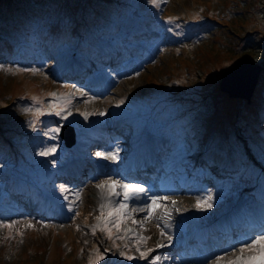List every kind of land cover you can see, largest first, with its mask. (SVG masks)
<instances>
[{
    "label": "rangeland",
    "instance_id": "374dc122",
    "mask_svg": "<svg viewBox=\"0 0 264 264\" xmlns=\"http://www.w3.org/2000/svg\"><path fill=\"white\" fill-rule=\"evenodd\" d=\"M124 1L127 4L130 2ZM134 1L136 0H132ZM27 2L28 0H0V19L11 16L10 9L14 14L18 13L19 5ZM32 2L43 6L45 11L55 17L52 19L49 16L51 21L47 24L58 21L61 25L65 19L64 24L71 26L93 14L98 5L102 4L101 0ZM142 2L146 10L144 18L149 20V26L153 28L145 32L143 40L130 42L126 48L122 47L128 55L122 54L115 62H108L107 66L105 63H93V69L87 77L91 79L94 73L104 74L103 80L95 82L96 86L90 85V80L85 81L84 78L75 80V83L74 79L61 76L67 72L64 68L67 64H76L79 71L83 64L86 65V61L83 63L76 56L69 58L63 65L60 60L53 62L52 58H49L43 62L41 57L37 59L36 56L31 63L23 65L20 61L9 60L7 55L0 58V135L5 138H19L23 143L40 132L43 141V145L29 147L20 158L18 149H13L11 153H0V184L6 180L9 170L21 173L25 180H39L36 166L43 158L47 159V162H52L53 159H63V164L70 162L76 146H84L81 134L96 130V123L104 125L116 122L118 118H125L134 110L139 111L146 99L153 106V110L149 114L152 121H146L144 124L149 125V131L159 133L151 137L154 139V136H158L154 139L156 144H166L174 139L175 150L182 151L193 145L194 151H202L200 147L205 142L203 140L201 143L202 138L220 141L229 147H239L247 140V131H251V128L249 126L250 129H247L249 123L246 121L254 122L255 113L259 110L257 106L261 99L264 101V92L260 91L261 87L264 88L261 85L264 82V74L261 75L264 71V61L260 66L256 64L258 60L254 61L255 56H264V0H167L166 3L157 0L156 5L150 0H141L140 5ZM109 13L110 16L114 15ZM115 14L119 16L118 10ZM68 17L73 20H66ZM180 19L203 22L205 28L200 25L201 28L197 26L191 30L189 24L184 28L183 24L178 23ZM169 20L172 22L169 23ZM175 23H178L177 27ZM61 29L66 37L77 32ZM2 31H5V27L0 20V32ZM96 35V29L92 28L78 41L84 42ZM107 46L114 56L118 49L111 44ZM131 47H136L137 50L130 51ZM0 48L8 53V50H15V47L8 43L0 45ZM61 55L62 51H59L58 56L62 57ZM255 66L258 68L255 84L251 92H248V87L250 88L249 85L254 79L252 69ZM100 67L104 68L98 73L96 69ZM9 69L12 71H8ZM231 73L233 76L229 75L227 83L224 84L226 76ZM48 86L49 91H44L43 88ZM33 97L36 98L35 101ZM121 99L124 103L120 104L122 108L117 113L112 105L119 104ZM51 105L62 106L65 111L61 116L50 115L48 113L53 111ZM125 105L138 108L123 109ZM37 108L42 109L45 114L35 115ZM262 109L264 111V108ZM67 111H71V115L63 119ZM99 112H104L105 115L95 114ZM81 113H88L87 119ZM77 116L89 124H77ZM173 120L178 121L180 129L169 132ZM44 121H47V124H43ZM59 123L72 125L76 132V141L69 148L58 141L60 131L52 132V129L59 127ZM259 126L258 135L261 132V122ZM12 130L25 134L14 135ZM139 132V129L130 131L129 139L132 140L134 135V140L137 141L140 136L145 135L144 132ZM161 134H165V137ZM258 137L263 141L261 144L245 149L248 153L252 152L256 158H260V153L264 157V136ZM128 141L125 140L123 145ZM3 144L9 145L8 138ZM52 146L56 147V152L40 160L39 153ZM217 147H220V143H212L208 157L218 153L213 152ZM12 154L16 155V158H13ZM91 154L95 156L94 152ZM95 160L100 161L101 157L96 156ZM7 161L11 165H8ZM101 182L92 185L85 194L79 195H72L67 185H58L57 193L49 186L41 187L40 190L33 188L32 197L42 199L41 208L49 214L59 216L61 219L58 221L51 220L53 217L30 215L31 210H25L24 206L18 213L16 208H12L18 204L14 203V200H7L5 206H0V213L5 214L2 217L0 214V264H89V255L92 254L94 258L97 246L102 252L105 248L109 249L106 254L107 264H146L145 261H128L120 256V251L138 257L137 246L143 251L156 249L155 244L159 242L157 236L160 234L152 231L155 227L152 219H145L144 215L135 213L132 208L127 209L131 213L125 209L121 227L117 230L113 226L118 218L114 204L117 200H123L120 197H111L107 187L101 190L107 192L109 199H105L106 194L94 197L91 190L100 189L97 185ZM247 182L251 188L259 183L256 176ZM41 184L43 185V181H39L37 185ZM62 186L66 191H61ZM3 191L0 188V193ZM258 193L255 190V194ZM101 204L104 205L105 214L113 212L106 221L96 219L100 215ZM28 205L29 203L25 204L26 207ZM30 205L35 208L33 203ZM42 211L40 209V212ZM105 224L111 230V239L108 238V233L100 230ZM93 227L97 229L95 235L92 234ZM113 244L118 247L114 248ZM159 249L152 255H159ZM164 257L168 259L170 256L167 254ZM232 258L229 255L225 256L223 261L217 262L214 259L207 264H227ZM164 260L166 259H162L159 264H163ZM99 264L105 262L100 261Z\"/></svg>",
    "mask_w": 264,
    "mask_h": 264
},
{
    "label": "trees",
    "instance_id": "16d2710c",
    "mask_svg": "<svg viewBox=\"0 0 264 264\" xmlns=\"http://www.w3.org/2000/svg\"><path fill=\"white\" fill-rule=\"evenodd\" d=\"M32 1L33 0H28L27 3L19 5L18 13L14 14V11L10 9L9 13L11 14V16L0 19L1 23H3V26L5 27V31L0 32V45H6L8 43L9 45L15 47V50L11 51L12 55H14L13 57L23 59L27 61V63H30L31 60H34V56H37V59L38 57H41L44 61L49 58H52L53 60L58 59V51H64L65 53L70 52L73 49L72 44H74L76 40L83 38L86 32H90L92 28H95L97 33L102 32L105 29L107 30L109 22L115 17V12H117V10L118 12L122 11V13L126 12L123 7V4L126 3L124 0H109L105 2L104 0H101L100 3L102 4L98 5L93 14L86 18L78 20L79 23H77L75 26L64 24L65 19L62 17L60 18L64 20H62L63 24L61 25L58 21L47 24L48 21H51V19L49 18L52 17V19H55V17H53L48 11H45L46 8H44L43 6H37ZM129 1V4H126L129 5L130 8L137 9L140 6H143V2L140 5L141 0H136L134 2H132V0ZM109 4H111V6H109ZM109 12L113 13L114 17H111L109 15ZM16 14L17 16H15ZM66 20L73 19L68 17L66 18ZM92 24L96 25L93 26ZM80 27H82L81 31ZM61 28L67 30H77V32L69 37H66L64 31ZM77 48L80 52L88 56L93 52V50H96L97 46L95 47L94 43L86 41L78 42ZM2 56L3 55L0 54V57ZM254 58H256L254 61L258 60V62L256 63L257 65L261 64V62L264 61V56L258 55ZM263 74L264 71L261 75ZM261 85L264 86V82ZM260 91L264 92V88L261 87ZM13 131L14 135L22 136L25 134V132H16L15 130H12V132ZM7 138L9 145L7 144V146H5L3 144V141H5V139ZM20 140L21 139L13 136L5 138L0 135V153H11L13 152V149H18V155L23 156V152L27 150L25 143L26 140H24L23 143H21ZM28 141L31 142V145L35 144L36 137H32ZM11 156H13V158L16 157V155L14 156V154H12ZM14 176L15 177L13 181L9 180L6 182L5 180V182L9 185H12L13 182L16 181V179L18 180V178L21 177L20 174ZM10 188L13 187L11 186ZM17 188L20 190L19 187ZM21 189L27 190L22 186Z\"/></svg>",
    "mask_w": 264,
    "mask_h": 264
},
{
    "label": "snow or ice",
    "instance_id": "6c2138e0",
    "mask_svg": "<svg viewBox=\"0 0 264 264\" xmlns=\"http://www.w3.org/2000/svg\"><path fill=\"white\" fill-rule=\"evenodd\" d=\"M150 2L154 5L157 4V0H150ZM163 2H167V0H163ZM172 21L169 20V23ZM172 29H169L171 31ZM25 71H38L37 69H24ZM8 71H12L9 69ZM138 75V73H137ZM84 95H87V93H83ZM55 95V94H52ZM33 100L35 101L36 98L33 97ZM124 100L121 99L119 101V104H123ZM53 111L49 112L48 114L50 115H56V116H61L62 112L65 111V109L62 106H57V105H51L50 106ZM25 111H32V109H25ZM45 114L42 109L37 108L35 110V115H43ZM98 115H105L104 112H99L95 113ZM71 115V111H67L65 115H63V119H67L68 116ZM81 115H84L85 118L87 119L88 113H81ZM60 129L59 127L52 129L53 133L59 132ZM55 138V137H53ZM56 152V147L52 146L48 148L45 151L40 152L39 154L41 156H48L52 155ZM97 157H102L105 159H112L115 160L118 158V153H113V152H97L96 153ZM55 163V159L52 161ZM108 188L111 195L114 197H120L122 195L123 197V202L117 200L114 204V210L117 215V219L114 222V227L119 230L121 227V221L124 218V210L129 207L128 201L137 199V198H146L147 203L143 204L142 206L139 207V211L145 212V219L152 218L155 216L157 213V210L163 209V216L168 217L170 216V212L167 209V205L163 203V201H166L169 199L168 196H159L156 194H151L149 195L148 189L141 184V183H136V182H127L123 180H118V179H113L109 177L107 180L102 181L100 184L97 185V188L104 189ZM61 191H66V189L62 186ZM77 195H79L77 193ZM213 200V197L211 194H208L204 197H197L196 199V204L194 205L197 209H206V208H211L212 203L211 201ZM173 204H175V201H172ZM137 209H133L135 211ZM76 215H79V213H75ZM113 215V212H108L105 214L104 212V205H100V215L97 216L98 221H106L107 217H111ZM136 222V221H134ZM170 225L165 224L163 228H161V235L164 236L166 235L165 229L169 227ZM157 227H160V224L157 223ZM79 230V229H78ZM96 228H92V234H96ZM102 232L108 233V238L111 239V230L107 227V224H105V227L100 229ZM167 239L169 241L172 240V237L170 235L167 236ZM239 247L237 246H232L230 249L224 250L221 252V254L217 255L214 259L217 262L223 261L225 256L231 255L233 258L227 261V264H264V230L255 233L252 237H249L248 239L240 240L238 241ZM166 245L164 244H157V248H162L165 247ZM113 247L116 248L118 247L117 245L113 244ZM83 251V250H81ZM136 251L139 253L138 257H134L131 255H126L125 251L121 250L120 251V256L124 257L128 261L132 260H139V261H145L146 264H159V262L162 259H167L166 257H161L160 255H152L156 251V249H148L147 251H143L137 246ZM109 252V249L105 248L103 252L100 250V247L97 246L94 251V258L93 255H89V264H99L100 261H104L105 264H107V259H106V254ZM246 253H251L247 254Z\"/></svg>",
    "mask_w": 264,
    "mask_h": 264
},
{
    "label": "bare ground",
    "instance_id": "6f19581e",
    "mask_svg": "<svg viewBox=\"0 0 264 264\" xmlns=\"http://www.w3.org/2000/svg\"><path fill=\"white\" fill-rule=\"evenodd\" d=\"M212 68L213 67H211L210 72H212ZM49 88H50V86H48L47 88H43V90L44 91H49ZM139 142H141V143H146L147 142L148 143V146L151 145L152 150H156V148H155L156 146H153L152 145L153 144V140H150L149 141L148 139H140ZM78 153L81 154L79 151H78ZM84 164H85V160L84 159H77V160H75V165H84ZM73 174L76 175V176H80V177L84 176V173L82 171L74 172ZM84 186L85 185H82L80 188H74V189L76 191H78V192H81L82 194H85L86 192H88V188H85ZM91 191H92L94 197H97L98 194H106V192L103 191V190H101V189H98L96 191L95 190H91ZM183 191L185 193H191L192 192V187H186L185 186L183 188ZM261 208L264 209V205H250L248 207V209H255V210L256 209H261ZM128 209H131V208L128 207ZM133 209L134 208H132V210ZM159 212H160V209L157 210V213L155 214L154 217H152V219H154L155 221H157L158 218H159ZM172 214H174L173 211H170V215H172ZM186 227H187V225H186ZM170 228H174L175 231L178 232V229L176 227V221H173L172 225L170 227H167V233H168V235H170L169 232H168L169 231L168 229H170ZM155 234L159 235L160 234V231H155ZM192 259H194L195 260L194 262L197 263V264L198 263H201V261L203 259V255L200 256V255H196L195 254V255H193Z\"/></svg>",
    "mask_w": 264,
    "mask_h": 264
},
{
    "label": "water",
    "instance_id": "95a60500",
    "mask_svg": "<svg viewBox=\"0 0 264 264\" xmlns=\"http://www.w3.org/2000/svg\"><path fill=\"white\" fill-rule=\"evenodd\" d=\"M257 67L255 66V68L254 69H252V71H253V73H252V75H254V79H252V83L249 85L250 86V88L248 87V92H251V90H252V87H253V85L255 84V76L257 75ZM233 73H236V72H233ZM233 73H231V74H228L227 76H226V79L224 80V84H226L227 83V78H228V76L230 75V76H233Z\"/></svg>",
    "mask_w": 264,
    "mask_h": 264
}]
</instances>
